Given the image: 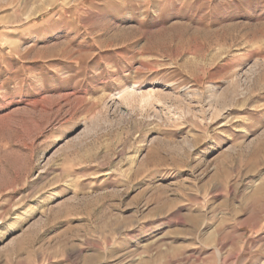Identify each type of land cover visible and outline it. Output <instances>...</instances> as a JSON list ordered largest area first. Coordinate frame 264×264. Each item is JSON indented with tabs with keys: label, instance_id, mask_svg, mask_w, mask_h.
I'll use <instances>...</instances> for the list:
<instances>
[{
	"label": "rangeland",
	"instance_id": "rangeland-1",
	"mask_svg": "<svg viewBox=\"0 0 264 264\" xmlns=\"http://www.w3.org/2000/svg\"><path fill=\"white\" fill-rule=\"evenodd\" d=\"M0 264H264V0H0Z\"/></svg>",
	"mask_w": 264,
	"mask_h": 264
}]
</instances>
